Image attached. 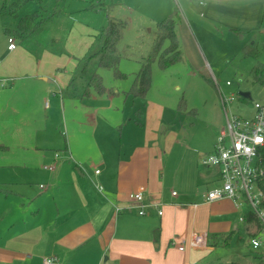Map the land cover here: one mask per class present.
Instances as JSON below:
<instances>
[{
	"label": "crops",
	"instance_id": "obj_1",
	"mask_svg": "<svg viewBox=\"0 0 264 264\" xmlns=\"http://www.w3.org/2000/svg\"><path fill=\"white\" fill-rule=\"evenodd\" d=\"M177 1L180 3L179 10L176 7L171 12L178 11V37L184 48L191 50L187 56L190 60L194 59L198 67L208 64L212 72L214 69L210 58L214 57L213 43L217 44L215 38L225 47L223 51L227 54L225 58H228V55L236 51L229 39L232 41L237 37L240 45L245 36L249 38L246 44H251L257 42L254 37L256 34L264 32V0ZM93 36L94 33L86 43L88 49ZM7 49L10 58L17 51V47L9 49L8 45ZM207 51L210 52V57ZM202 52L207 59L206 63ZM20 56L22 54L18 53L16 57ZM187 56L185 55L186 58ZM63 62L62 59V64ZM66 68L68 65L63 69L58 67L52 77V81L58 83V89L47 86L45 92L54 91L62 97L63 102L66 98L86 102L96 99L95 95L115 93L103 83L106 90L101 94L94 90L88 98L69 95L67 87L74 75L71 77ZM16 69L18 72V68ZM59 75L62 76L61 80L57 78ZM8 76L0 79L1 85L13 84L14 79L19 78L22 81L18 84V89L27 85L29 80L37 78V75L22 78V73ZM3 79L7 80L3 82ZM42 79L46 81L48 77L43 76ZM129 91L130 89L126 90L127 93ZM148 92L149 90L145 96L128 94L133 98L143 99ZM218 96L219 99L214 97L210 101L206 100L211 113L203 121L206 127L202 138L199 136L201 130L196 126L198 118L191 124V128H197L193 132L185 134L181 131L182 126L180 132L178 130L169 138H161L156 133V128L165 117L166 107L153 103L147 104V111L156 109V119H151L149 112L143 122L138 118L134 119L144 129L147 140L144 144L137 139L133 140L132 128L129 133H125V127L121 123L114 125L107 119L106 124H101L103 121L98 123L97 120L85 123L91 127L90 132L81 134L80 138L84 139L82 142L81 139H76L74 145L70 140L66 142V152H63L62 157L65 161L58 165L52 180L46 182L52 188V198H48L46 194L39 200H28V206L23 202L19 218L26 224L12 231L14 223L9 221L7 229L0 234V237L3 236L0 239V264H43L45 258H53L50 264H213L215 259L207 261L210 255L200 259L201 252L215 251V247L208 245L210 234L232 231L234 234L226 246L236 236L240 240H245L246 237L251 239L249 223L239 222V216H246L250 211L245 208L248 206L246 203L237 206L229 198L211 202L205 199V194L210 189L222 184L219 168L205 165L201 160L203 156L213 152L217 137L226 124L223 93ZM182 101L177 113L197 115L196 108L189 110L184 98ZM136 104L137 100L134 108ZM112 127L120 131L118 141L113 134L108 133L109 130L102 131ZM206 129L211 134L209 142L206 140ZM48 133L52 131L40 132L39 142L49 141L51 134ZM184 141L202 142L201 151L197 147H189L190 153ZM178 143L185 149L173 156L171 161ZM92 144L94 148L91 150L98 154L94 167L87 166L93 151L86 150ZM43 157L51 160L54 155ZM45 166L47 165L43 166L44 169L55 170ZM96 169H100V172L96 173ZM99 184L103 186V192L96 187ZM40 185L42 187L38 189L47 188L43 183ZM137 191L144 192L143 202L131 197ZM173 191H177V194L174 195ZM58 192L59 195L56 196ZM152 200L159 205L141 206ZM141 209L145 213L141 214ZM159 209L163 210V214H159ZM194 232H204L207 236L206 245L200 249L191 248V236ZM180 245L185 248L181 250Z\"/></svg>",
	"mask_w": 264,
	"mask_h": 264
},
{
	"label": "rangeland",
	"instance_id": "obj_2",
	"mask_svg": "<svg viewBox=\"0 0 264 264\" xmlns=\"http://www.w3.org/2000/svg\"><path fill=\"white\" fill-rule=\"evenodd\" d=\"M97 1L63 0L57 4L56 0H45L43 6L48 7L50 9L48 11L57 6L60 8L57 18L49 23L41 34L25 43H20L16 39L17 51L15 55H11V58L7 49L8 36L4 32L8 21L0 16V79L17 73H22V78L37 75L36 79L29 80L27 85L19 89L18 84L22 79H14L13 84L7 82L6 86H2L0 81V234L7 229L9 221L14 223L11 226L12 231L26 224L19 218L20 211L23 210L21 205L23 202L28 206V200L33 202L46 194L48 198H52L54 195L52 188L46 182L52 180L58 165L65 161L62 157L63 152H66L64 148L66 142L70 140L74 145L76 139L82 138L81 134L90 132L91 127L85 123H93L95 120L98 123L103 121L101 124H106L107 121L114 125L121 123L123 128L125 127V133H129V129L132 128L133 140L137 139L144 144L147 141L144 129L136 124L134 119L138 118L143 122L148 112L151 119H156V109L147 111V104L153 103L156 106L166 107L165 117L156 128V133L161 138H169L178 130L180 132L182 126L181 131L185 134L193 132L197 126L201 130L199 136L202 138L203 129L206 127L203 121H206L211 113L207 99L209 101L214 97L219 99L218 95L221 93L226 98L234 96V99L226 103L227 112L248 119L255 113L254 103L264 100L263 85L254 83L249 75L257 60L264 62V32L254 36L260 49L259 52L257 51V57L252 54L246 55L242 51V47L248 43V37L243 36L240 45L237 37L232 41L229 39V43L234 44L236 51L228 55V58H225L227 54L223 51L225 47H222L218 38H215L217 44L213 43L214 57L210 58L213 72L208 64L198 67L194 59L190 60L187 55L191 50L185 49L181 42L185 59L163 67L156 60L151 67V82L146 98H133L126 90L131 88L134 74L141 68L139 59L148 53L157 32L158 22L166 18L174 8L177 7L179 10L180 3L177 0H102L105 9L92 8V4ZM2 2L3 0H0V7ZM39 7L40 4L30 1L19 9V14L32 13L40 9ZM110 16L127 20L119 48L121 50L125 44H131L133 54L131 59L123 56L118 66V70L128 74L127 76H120L117 74L118 70L106 67L98 69L103 83L115 93L95 95L96 99L86 102L72 98H66L63 102L62 97L54 91L45 92L47 86H51L54 90L58 89V83L52 81L58 67L63 69L68 65L66 69L71 77L78 73L76 69L79 68V59L88 51L87 41L92 38L93 33L96 34L100 29L108 26ZM52 39L56 42H52ZM18 53L22 56L16 57ZM207 53L210 57V52ZM202 58L205 61L204 53ZM44 72L50 74H40ZM43 76H47L48 80L42 79ZM61 77L59 75L57 78L61 80ZM81 80L80 78L79 85ZM242 92L250 96L242 97ZM182 98L188 103L189 110L197 109V115L190 116L176 112L179 110L178 105ZM136 100L137 104L134 108ZM195 118H198V121L196 126L191 128ZM45 130L52 131L48 133L51 134L49 141L39 142L38 134ZM107 130L118 141L120 131L116 127L102 131ZM206 135V140L209 142L211 134L210 132L208 134L207 129ZM82 141L84 139H81ZM200 144L202 142L185 143L190 153L189 147L201 151ZM92 148H94L93 144L86 150V152L93 151L90 164L87 163V166L94 167L93 163H97L98 154L91 150ZM184 149L179 143L176 144L171 161L173 156ZM51 154L54 155L51 160L43 157ZM66 157L69 159V154ZM44 165L53 166L55 170L44 169ZM169 166L170 164L168 169ZM40 183L47 185V188L38 189ZM177 188L180 190L179 186ZM58 195L59 192L56 196ZM245 208L250 209L249 206ZM0 239H3V236ZM255 253L256 249L250 244V238L240 240L236 236L229 246H217L215 251L201 252L200 259L210 255L207 261L215 259L213 264H225L230 261L254 264Z\"/></svg>",
	"mask_w": 264,
	"mask_h": 264
},
{
	"label": "trees",
	"instance_id": "obj_3",
	"mask_svg": "<svg viewBox=\"0 0 264 264\" xmlns=\"http://www.w3.org/2000/svg\"><path fill=\"white\" fill-rule=\"evenodd\" d=\"M30 1L40 4V9L26 15H20L19 9ZM56 1L59 4L63 0ZM44 2L45 0H3L0 7V16L8 21L4 29L5 34L8 37L13 36L20 43H25L32 37L41 34L49 23L55 21L57 13L60 12L58 6L48 11L50 9L43 6L45 5L43 4ZM91 7L105 9L102 0H98ZM178 24L177 10H174L166 18L158 22L154 42L152 41L148 53L139 59L141 68L134 74L133 83L128 93L133 96L146 95L151 82V67L156 60L163 67L184 59L181 41L178 37ZM126 27V19L110 16L108 26L94 34L87 53L79 59L78 73L72 77L67 87L69 95L88 98L94 90L100 94L105 92L106 88L98 69L106 67L117 71L123 56L130 59L133 56L131 44H125L121 50L119 48ZM52 42H56V40L52 39ZM259 50L257 42L249 43L242 47L243 53L245 52L246 55L252 54L254 57L258 56L257 51L259 52ZM117 74L120 76L128 75L121 73L119 70ZM249 75L254 83H260L264 87V62L257 60ZM80 78L82 79L81 85H79ZM261 163L264 168V151L262 152ZM260 187L264 192V176L260 181ZM246 218L249 222L251 235L257 234L260 230L263 231L264 228L256 215L248 212L246 213ZM233 234L232 231L226 234H210L208 236V245L211 247L226 246L230 243ZM254 257L256 259L254 264H264V252L256 250ZM225 264L244 263L230 261Z\"/></svg>",
	"mask_w": 264,
	"mask_h": 264
},
{
	"label": "built area",
	"instance_id": "obj_4",
	"mask_svg": "<svg viewBox=\"0 0 264 264\" xmlns=\"http://www.w3.org/2000/svg\"><path fill=\"white\" fill-rule=\"evenodd\" d=\"M16 47V39L9 36L8 48L15 49ZM232 99L234 96L229 98L223 96L226 124L217 137L213 152L202 159L205 165L217 166L222 179V185L209 190L205 194V199L211 202L229 198L237 206L246 203L250 208L249 212L256 215L264 228V192L260 187V181L264 176V168L261 163L264 151V100L254 103L255 113L252 118L248 119L227 112L226 103ZM45 167L54 169L53 166ZM99 172L100 169H96V173ZM39 186L42 187V185ZM96 187L100 192H103L102 185L99 184ZM173 194L176 195L177 191H173ZM131 197L141 202L145 199L143 191H137L131 194ZM145 205L158 206L159 203L152 200L141 204V206ZM140 213H145V210L141 209ZM159 214H163L162 209H159ZM239 222L249 223L244 215L239 216ZM206 242L205 234L192 233V247L202 248ZM250 243L254 249L264 252V229L252 235ZM179 248L183 250L185 247L180 245ZM52 261L53 258H45L43 264H50Z\"/></svg>",
	"mask_w": 264,
	"mask_h": 264
},
{
	"label": "water",
	"instance_id": "obj_5",
	"mask_svg": "<svg viewBox=\"0 0 264 264\" xmlns=\"http://www.w3.org/2000/svg\"><path fill=\"white\" fill-rule=\"evenodd\" d=\"M241 95L244 96V97H249L250 96L248 93H245V92H242Z\"/></svg>",
	"mask_w": 264,
	"mask_h": 264
}]
</instances>
